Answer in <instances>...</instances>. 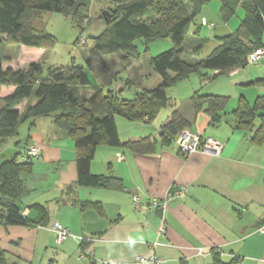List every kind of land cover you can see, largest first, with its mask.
<instances>
[{"label": "crops", "instance_id": "1", "mask_svg": "<svg viewBox=\"0 0 264 264\" xmlns=\"http://www.w3.org/2000/svg\"><path fill=\"white\" fill-rule=\"evenodd\" d=\"M212 2H216L214 7L221 17L224 33L206 35L208 42L214 40L210 51L217 45V37L234 32L244 17L242 11L239 19L230 25L241 6L238 4L233 15L224 19L220 0H211L206 5ZM205 15L201 18H207ZM262 61L247 71L244 70L247 65L225 73L202 71L208 76L203 80V87L221 74L235 77L243 73L244 79L239 81L242 84L264 81ZM197 75L201 80L199 86L186 82L185 87L191 85L187 87L190 91L185 100L180 101V106L168 89L166 106L169 107L164 111L161 108L154 117L129 120L115 116L121 142L150 136L156 139V149L141 153L123 146L98 145L90 172L116 178L110 189L77 185L73 141L62 130L53 129L51 118L32 119L34 126H38L36 138L29 133L25 137L23 131H17L15 139L20 143L14 147V153H19L18 160L22 144L34 143L40 148L39 156L31 159L30 171L20 173L24 191L19 203L26 211V218L30 222L45 223L43 225L47 227L57 222L73 235L89 236L93 240L79 245L73 238H68L56 244L49 229L0 223V249L8 261L16 264H90L78 258L81 249H85L95 260L124 264H142L133 259L151 254L161 258L160 264H210L211 249L218 248V255L225 262L236 259V264H264V142H253L248 132L236 129L228 121V115L212 124L204 111L192 112L189 99L196 91L227 96L202 91V77ZM87 76L95 85L92 75L87 72ZM88 92L83 95L90 96L91 91ZM173 110L188 120L186 130L220 141L221 152L213 155L196 151L184 155L174 142L161 145L158 139L161 126ZM261 110L259 112L263 114ZM225 111L229 112L226 108ZM44 120L53 127L50 128V133L55 134L53 138L41 139L44 129L39 122ZM118 154L122 159L117 158ZM172 186H182L185 191L170 201L164 211L146 204L148 199H163ZM130 194H137L144 202L139 209H133ZM82 203H95L99 211L82 209ZM161 218L166 226L164 234L158 232ZM197 248H202L203 253L198 254Z\"/></svg>", "mask_w": 264, "mask_h": 264}, {"label": "trees", "instance_id": "2", "mask_svg": "<svg viewBox=\"0 0 264 264\" xmlns=\"http://www.w3.org/2000/svg\"><path fill=\"white\" fill-rule=\"evenodd\" d=\"M100 1L111 5V14L91 37V46L83 66L71 62L44 67L40 62H33L25 69L11 71L3 69L0 62V86L15 88L11 95L4 98L6 105L0 108V143L12 134L16 136L18 126L23 121L49 116L54 126L73 141L77 185L110 189L116 178L90 172V163L98 145L123 146L141 153H151L156 149V139L150 136L121 142L115 116L129 120L150 119L169 101L166 91L190 74H200L205 80L208 76L202 71L219 70L225 73L234 67L244 66L248 53L264 46V0H220L224 19L233 15L238 4L244 11V17L234 32L217 37V45L207 56L199 59L194 56L208 42L206 36H200L190 59L183 57V44L189 25L199 17L201 7L211 0ZM89 2L0 0V42L5 40L8 45L36 48L47 46L52 38L41 23L42 14L57 12L63 16L70 15L72 19L69 10L82 7V13H85ZM155 18L158 22H155ZM201 29V23L197 22L193 34L199 36ZM166 38L170 39L172 46L149 60V65L161 78L160 83L152 89L136 91L131 98L121 97L123 88L116 90L112 87L119 72L110 69L104 56L121 51L124 62L130 63L138 60L142 54L137 41L143 43V52H146L149 42ZM86 70L91 73L95 85L90 83ZM82 89L90 90V96H84ZM31 98L35 99V103L26 106L25 112L20 113L15 108V103ZM227 102V96L196 91L189 99V106L194 113L202 110L208 114L212 124L228 115V121L236 129L248 132L253 142H264V115L259 112L264 108V96L257 97L251 107L240 98L237 108L229 112L225 111ZM188 125V120L179 111L173 110L161 126V145L173 143ZM18 154L0 161V223L28 227L43 225L45 223L30 222L26 215L22 216L19 201L24 183L20 173L30 171L31 159L22 161L21 152L18 160ZM80 207L99 211L95 203H82ZM212 254L210 264H236V259L225 262L218 252ZM0 264L16 263L8 261L0 249Z\"/></svg>", "mask_w": 264, "mask_h": 264}, {"label": "rangeland", "instance_id": "3", "mask_svg": "<svg viewBox=\"0 0 264 264\" xmlns=\"http://www.w3.org/2000/svg\"><path fill=\"white\" fill-rule=\"evenodd\" d=\"M75 1L78 2L79 0ZM214 5H216V2H212L208 6L203 5L201 7L199 17L195 18L194 21L189 25L183 44V57L185 59H188L192 56L191 51L198 43L199 38H201L200 36H206L211 32L213 33V35L224 33L222 32L223 30L221 28V17L219 14H217ZM110 6V4L102 2L100 0H90L88 9L84 11L85 13H82V7L69 10L71 15L73 16L72 19L71 17H69L70 15L63 16L62 14L57 12H44L41 16V23L46 32L51 35V42L47 43L49 45L39 48H33L15 44L8 45L6 41L3 40V43L0 42V62L2 63L3 69H9L11 71L17 69H25L30 63L33 62H40L44 67L50 65H64L71 62L83 66L88 55V49L91 46V37L97 32L99 27L108 20L111 14V9H109ZM242 11L243 10L240 7L239 11L236 14V17H234V20L230 22V25L232 22H235L239 19ZM202 15H205L207 18H201ZM142 18L148 19L144 16H142ZM154 20L156 22L157 19L155 18ZM203 20L205 24L202 23ZM210 21L215 24L216 27L214 25L210 27ZM197 22L201 23L202 29L200 30L199 36L196 37L193 32L195 26H197ZM161 23L162 22H160L159 24L161 25ZM136 44L138 45L140 52H142L138 60H134L130 63L126 62V64L124 62L125 60L123 59L124 54L121 51L104 56L105 62L110 67V69L113 72H119L118 78L117 80L114 79L115 81L112 84V87L116 90L119 88H123L121 94V97L123 98H131L135 95L136 91H142L145 89L147 90L149 87H156L160 83L161 78L151 68V66L149 65V60L152 56L164 50H167L172 46L171 41L168 38L149 42L146 52H143V43L137 41ZM213 44L214 40L211 39L194 57H205L206 54L209 53ZM262 64H264V59L260 64V66H263L264 68V65ZM245 65H247L245 66V71H247L248 68H251L252 66L248 65L247 63ZM87 72L91 74L89 71ZM263 77L264 75H262V78ZM242 79H244L243 73L235 77H232L228 74H221L215 79H210V83L207 82L204 87L203 85L205 82H203L202 79V91H212L214 93L227 95L229 97L226 106L227 111H230L231 109L237 107L238 99L240 97H243L251 107L253 106V103L257 96L264 95V81H257L250 85L242 84L241 82H239ZM200 81L201 80L199 79L197 74H192L189 76V79L186 78L184 80L178 81L177 84L171 86L168 90L169 94L173 98H176V102H178V105L180 106V101L185 100L184 98L187 97V93L190 91L189 89H187V87L191 85L185 87L186 82H191L193 85H197L198 87ZM14 89V86H0V108L6 105V103L4 102V98L11 95ZM82 90L84 91L83 94L89 93L88 89ZM34 103V98H31L29 100L24 99L15 103L14 106L16 109H19L20 113H22L25 112L26 106L33 105ZM181 104L183 103L181 102ZM168 107L169 105L162 108L161 111H164ZM261 112L264 114V108L261 110ZM40 117H45L48 119L51 118L48 116ZM39 123L40 127L44 129V136H41V139L43 140L45 138H53L52 136L55 134L53 132L50 133V128L53 127L48 125L46 120L40 121ZM50 123H52V121H50ZM55 128L56 127L54 126L53 129ZM37 129L38 126H34L33 120L23 121L18 126V132L23 131L25 137L27 136V133H29L31 136L35 135L36 138ZM16 136L12 134L9 138L3 140L0 143V161L1 159H8L14 155V147L20 143L15 139ZM39 137L40 134H38L37 139H39ZM158 139H160L159 136ZM29 145L30 143L22 144V152H24Z\"/></svg>", "mask_w": 264, "mask_h": 264}, {"label": "built area", "instance_id": "4", "mask_svg": "<svg viewBox=\"0 0 264 264\" xmlns=\"http://www.w3.org/2000/svg\"><path fill=\"white\" fill-rule=\"evenodd\" d=\"M203 24H205L204 20L202 21ZM213 24H210L211 27ZM264 59V46L260 48H256L252 50L250 53H248L246 57V63L248 65H255L260 63ZM177 149L182 154L186 155L189 153H193L196 151H203L207 152L213 155H218L222 150V143L213 137H203L199 134H195L190 132L189 130H182L178 136L176 137L174 141ZM40 154V148L37 144H30L25 151L22 154V161H26L32 158H35L39 156ZM117 158L120 160L122 159L121 155H117ZM126 189V188H125ZM127 191V189H126ZM185 191V188L182 186L175 187L172 186L171 189L167 192V194L164 196L163 199H148L146 201V204L151 208H156L158 210L164 211L170 201H172L175 198H178L183 192ZM132 207L134 210L139 209L144 202H142L140 196L137 194H130ZM26 215V211H22V216ZM37 228H44L49 229L54 234V241L56 244H60L64 242L68 238H73L79 245L92 241L93 238L89 236H77L73 235L70 230L60 223H53L52 226H44V225H37ZM166 230L165 221L163 218H161L159 225H158V232L160 234H164ZM197 253L202 254L203 249L197 248ZM218 248H212L211 253H217ZM78 258L81 260H86L90 264H124L122 262H116L113 260H95L92 255L86 251L85 249H81L79 252ZM133 261L135 263H142V264H160L161 258L156 256L155 254H151L149 256L139 255L136 256Z\"/></svg>", "mask_w": 264, "mask_h": 264}]
</instances>
